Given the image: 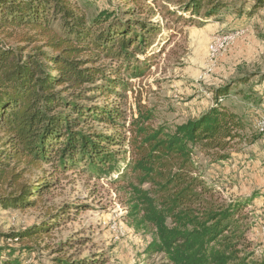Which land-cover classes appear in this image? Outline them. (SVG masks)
I'll list each match as a JSON object with an SVG mask.
<instances>
[{
    "label": "trees",
    "instance_id": "obj_1",
    "mask_svg": "<svg viewBox=\"0 0 264 264\" xmlns=\"http://www.w3.org/2000/svg\"><path fill=\"white\" fill-rule=\"evenodd\" d=\"M117 1L89 16L76 0H0V209L35 207L56 175L79 172L116 187L128 225L152 236L145 252L163 264H264L247 239L252 199H225L196 159L224 162L247 142L244 117L220 102L239 82L174 127L155 125V109L132 83L171 41H158V15L194 25L219 20L232 1Z\"/></svg>",
    "mask_w": 264,
    "mask_h": 264
},
{
    "label": "rangeland",
    "instance_id": "obj_2",
    "mask_svg": "<svg viewBox=\"0 0 264 264\" xmlns=\"http://www.w3.org/2000/svg\"><path fill=\"white\" fill-rule=\"evenodd\" d=\"M76 1L88 5L89 16L118 4ZM230 1L231 9L219 20L198 18L194 25H175L158 15V41H171L150 73L132 83L143 104L155 109V125L174 127L212 107L217 88L239 82L220 102L244 117L247 142L224 162L210 163L200 154L196 159L205 180L225 199H252L246 210L251 225L247 239L254 257L264 259V133L259 131L264 123V3L252 10L255 0ZM156 6L151 7L158 13ZM129 97L126 107L135 112ZM55 178L35 207L0 209V264L11 259L25 264L164 263L161 255L146 254L152 236L128 225L123 195L114 185L79 172ZM31 228L44 232L8 240V235Z\"/></svg>",
    "mask_w": 264,
    "mask_h": 264
},
{
    "label": "bare ground",
    "instance_id": "obj_3",
    "mask_svg": "<svg viewBox=\"0 0 264 264\" xmlns=\"http://www.w3.org/2000/svg\"><path fill=\"white\" fill-rule=\"evenodd\" d=\"M264 121V120H263ZM259 131L261 132V133H264V123H261L260 124V129H259Z\"/></svg>",
    "mask_w": 264,
    "mask_h": 264
},
{
    "label": "built area",
    "instance_id": "obj_4",
    "mask_svg": "<svg viewBox=\"0 0 264 264\" xmlns=\"http://www.w3.org/2000/svg\"><path fill=\"white\" fill-rule=\"evenodd\" d=\"M232 39V38H231Z\"/></svg>",
    "mask_w": 264,
    "mask_h": 264
}]
</instances>
